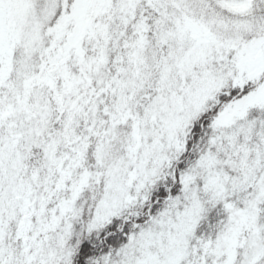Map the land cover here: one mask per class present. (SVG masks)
Returning a JSON list of instances; mask_svg holds the SVG:
<instances>
[{"label": "snow or ice", "instance_id": "6c2138e0", "mask_svg": "<svg viewBox=\"0 0 264 264\" xmlns=\"http://www.w3.org/2000/svg\"><path fill=\"white\" fill-rule=\"evenodd\" d=\"M0 264H264V0H0Z\"/></svg>", "mask_w": 264, "mask_h": 264}]
</instances>
